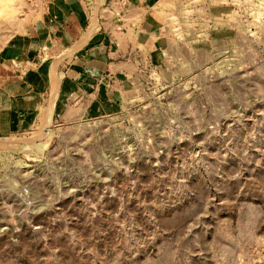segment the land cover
<instances>
[{"label": "rangeland", "instance_id": "obj_1", "mask_svg": "<svg viewBox=\"0 0 264 264\" xmlns=\"http://www.w3.org/2000/svg\"><path fill=\"white\" fill-rule=\"evenodd\" d=\"M118 9L0 0V264H264V0H165L159 58L85 84Z\"/></svg>", "mask_w": 264, "mask_h": 264}, {"label": "crops", "instance_id": "obj_2", "mask_svg": "<svg viewBox=\"0 0 264 264\" xmlns=\"http://www.w3.org/2000/svg\"><path fill=\"white\" fill-rule=\"evenodd\" d=\"M164 1L118 0L119 9L102 24L96 41L88 44L87 38L80 45L86 52L80 55L82 62L77 63L79 67L72 75L82 78L88 85H97L113 77V83L118 85L135 72L146 56L157 60L160 45V14L157 11Z\"/></svg>", "mask_w": 264, "mask_h": 264}, {"label": "bare ground", "instance_id": "obj_3", "mask_svg": "<svg viewBox=\"0 0 264 264\" xmlns=\"http://www.w3.org/2000/svg\"><path fill=\"white\" fill-rule=\"evenodd\" d=\"M97 15V14H96ZM94 17H95V15H94ZM96 20V19H95ZM96 23V22H95ZM95 30V29H94ZM93 31V29L91 28V29H89L87 32H85V34L80 38V40H78L72 47H70V48H68V49H66V51H65V54L66 53H69V52H71V51H73V50H75L76 48H80V45L85 41V39H87L88 37H89V35H91L90 33ZM92 36V35H91ZM91 38V37H90ZM89 38V39H90ZM88 39V40H89ZM87 40V41H88ZM86 41V42H87ZM84 44V43H83ZM78 48V49H79ZM55 67V66H54ZM52 73V72H51ZM53 74V73H52ZM53 76V75H52ZM54 79H55V77H54ZM55 86H56V84H54ZM55 88V87H54ZM45 123H47V122H45ZM16 139V138H15ZM17 141H18V139H16ZM26 140V139H25ZM25 140H23V142L25 141ZM27 141H28V139H27Z\"/></svg>", "mask_w": 264, "mask_h": 264}]
</instances>
